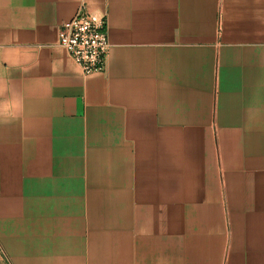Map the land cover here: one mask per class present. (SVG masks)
Returning a JSON list of instances; mask_svg holds the SVG:
<instances>
[{
    "label": "crops",
    "instance_id": "1",
    "mask_svg": "<svg viewBox=\"0 0 264 264\" xmlns=\"http://www.w3.org/2000/svg\"><path fill=\"white\" fill-rule=\"evenodd\" d=\"M105 15L103 73L58 45ZM0 264H264V0H0Z\"/></svg>",
    "mask_w": 264,
    "mask_h": 264
},
{
    "label": "built area",
    "instance_id": "2",
    "mask_svg": "<svg viewBox=\"0 0 264 264\" xmlns=\"http://www.w3.org/2000/svg\"><path fill=\"white\" fill-rule=\"evenodd\" d=\"M58 45L82 75L103 73L109 51L105 15L79 7L74 17L60 26Z\"/></svg>",
    "mask_w": 264,
    "mask_h": 264
},
{
    "label": "rangeland",
    "instance_id": "3",
    "mask_svg": "<svg viewBox=\"0 0 264 264\" xmlns=\"http://www.w3.org/2000/svg\"><path fill=\"white\" fill-rule=\"evenodd\" d=\"M0 257H1V259H2L3 261L6 262V258L4 257V254H3V253H0Z\"/></svg>",
    "mask_w": 264,
    "mask_h": 264
}]
</instances>
